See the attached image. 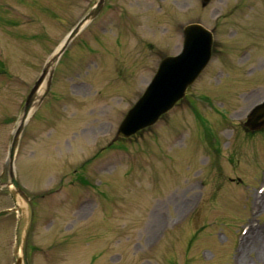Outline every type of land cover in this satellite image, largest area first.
I'll return each mask as SVG.
<instances>
[{"label":"rangeland","instance_id":"rangeland-1","mask_svg":"<svg viewBox=\"0 0 264 264\" xmlns=\"http://www.w3.org/2000/svg\"><path fill=\"white\" fill-rule=\"evenodd\" d=\"M95 2L0 0V180L31 89ZM191 23L213 33L207 66L116 139ZM54 72L13 162L34 203L29 264H264V126H245L264 103V0H106ZM16 215L0 218V264L17 257Z\"/></svg>","mask_w":264,"mask_h":264},{"label":"water","instance_id":"water-1","mask_svg":"<svg viewBox=\"0 0 264 264\" xmlns=\"http://www.w3.org/2000/svg\"><path fill=\"white\" fill-rule=\"evenodd\" d=\"M210 0H202L203 5ZM104 0H98L95 6L84 16L78 24L71 30L64 40L57 53L52 55L42 69V73L35 85L31 89L20 123L15 130L10 151L9 160L11 168V182L15 191L12 198L17 206L19 216L16 227V248L18 254L16 264H29L28 262V235L33 222V206L30 199L19 189V183L13 173V160L20 135L24 125L36 105V100L40 97L36 94L38 88L45 82L47 92L50 88L53 75L54 64L64 51L68 43L78 33V31L91 20L101 9ZM183 47L179 54L165 57L152 80L139 97L137 102L128 110L124 119L120 123L117 136L128 138L142 129L152 126L158 119L168 112L174 105L185 96L187 88L196 80L204 67L209 62L212 55L213 34L210 30L199 23L188 24L183 28ZM245 126L262 128L264 126V103L257 106L248 116ZM21 197L17 205V192Z\"/></svg>","mask_w":264,"mask_h":264},{"label":"flooded vegetation","instance_id":"flooded-vegetation-1","mask_svg":"<svg viewBox=\"0 0 264 264\" xmlns=\"http://www.w3.org/2000/svg\"><path fill=\"white\" fill-rule=\"evenodd\" d=\"M9 186H10V178H7L6 180H0V198H2V199L4 198L5 200L7 199V200L11 201ZM10 210H11L10 206L1 207L0 218H5L6 216L10 215L12 213V212H10ZM7 226H8V223L6 220L5 221V229L7 228ZM5 231L7 232V229Z\"/></svg>","mask_w":264,"mask_h":264},{"label":"bare ground","instance_id":"bare-ground-1","mask_svg":"<svg viewBox=\"0 0 264 264\" xmlns=\"http://www.w3.org/2000/svg\"><path fill=\"white\" fill-rule=\"evenodd\" d=\"M260 198H262V196H261ZM23 204H24V202H23ZM252 230H253V229H252ZM251 232H252V231H251ZM251 232L248 233V235L245 237V239H246V238L248 239V237L252 234Z\"/></svg>","mask_w":264,"mask_h":264}]
</instances>
